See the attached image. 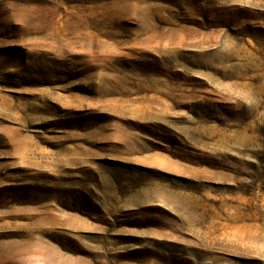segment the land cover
<instances>
[{
    "label": "rangeland",
    "instance_id": "374dc122",
    "mask_svg": "<svg viewBox=\"0 0 264 264\" xmlns=\"http://www.w3.org/2000/svg\"><path fill=\"white\" fill-rule=\"evenodd\" d=\"M167 2L0 0V264H264V0Z\"/></svg>",
    "mask_w": 264,
    "mask_h": 264
},
{
    "label": "crops",
    "instance_id": "0c3cea01",
    "mask_svg": "<svg viewBox=\"0 0 264 264\" xmlns=\"http://www.w3.org/2000/svg\"><path fill=\"white\" fill-rule=\"evenodd\" d=\"M168 0H163L164 6H168ZM247 0H170V7L175 8H185L186 10L189 9H199L203 11L192 12V11H181L179 16H189L190 14L196 16L204 17L208 14L206 10L207 8L221 9V8H228V7H235V6H252L250 3L246 2ZM176 22L186 23L189 20H178ZM202 22H207L206 20H202Z\"/></svg>",
    "mask_w": 264,
    "mask_h": 264
}]
</instances>
